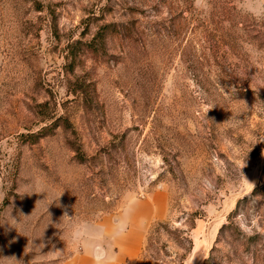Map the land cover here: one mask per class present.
I'll return each instance as SVG.
<instances>
[{"label":"rangeland","instance_id":"obj_1","mask_svg":"<svg viewBox=\"0 0 264 264\" xmlns=\"http://www.w3.org/2000/svg\"><path fill=\"white\" fill-rule=\"evenodd\" d=\"M144 200L128 264H264V19L246 0H0V264H55L72 226Z\"/></svg>","mask_w":264,"mask_h":264},{"label":"crops","instance_id":"obj_2","mask_svg":"<svg viewBox=\"0 0 264 264\" xmlns=\"http://www.w3.org/2000/svg\"><path fill=\"white\" fill-rule=\"evenodd\" d=\"M142 202L148 205L145 210L140 211L132 204L112 221L100 223L99 228L106 232L98 237L99 242L93 244L82 240L74 253L55 264H128L138 259L144 250L150 222L158 213L153 201ZM122 224L126 227L125 235L118 240L111 239L109 234Z\"/></svg>","mask_w":264,"mask_h":264},{"label":"clouds","instance_id":"obj_3","mask_svg":"<svg viewBox=\"0 0 264 264\" xmlns=\"http://www.w3.org/2000/svg\"><path fill=\"white\" fill-rule=\"evenodd\" d=\"M246 8L249 15H252L255 18L264 19V0H246ZM105 232L106 230H102L98 226L77 224L71 227L70 235L77 243L83 240L94 244L99 242L98 237L105 235ZM125 233L126 227L122 224L120 227L114 228L109 235L111 239L118 240L121 239ZM89 237H91L90 240Z\"/></svg>","mask_w":264,"mask_h":264},{"label":"trees","instance_id":"obj_4","mask_svg":"<svg viewBox=\"0 0 264 264\" xmlns=\"http://www.w3.org/2000/svg\"><path fill=\"white\" fill-rule=\"evenodd\" d=\"M119 30V27L118 25L114 24V23H110V24H105V25H102L97 34L95 35L94 39L88 43H85L88 47H92V49H96V46H95V42L98 41L99 39H103V37H105V35L107 33H112V32H118ZM81 42V41H79Z\"/></svg>","mask_w":264,"mask_h":264}]
</instances>
